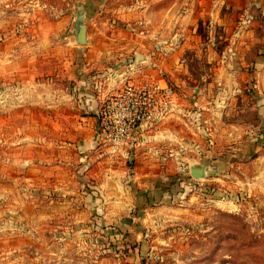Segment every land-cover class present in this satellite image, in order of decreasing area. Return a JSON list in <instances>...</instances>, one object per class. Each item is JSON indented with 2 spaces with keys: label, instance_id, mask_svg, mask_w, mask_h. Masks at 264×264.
Wrapping results in <instances>:
<instances>
[{
  "label": "rangeland",
  "instance_id": "rangeland-1",
  "mask_svg": "<svg viewBox=\"0 0 264 264\" xmlns=\"http://www.w3.org/2000/svg\"><path fill=\"white\" fill-rule=\"evenodd\" d=\"M81 16L86 45L76 38ZM219 64L231 75L213 76ZM80 77L104 79L106 95L130 81H165L178 93L183 117L146 132L163 134L167 145L154 139L145 150L139 137L128 156L99 145L100 163L88 174L89 183L105 179L108 171L100 173V166L128 169L132 152H140L146 162L134 166V175L151 172L153 189L137 197L145 195L148 203L122 214L116 225L84 200L96 197L84 181L75 178L71 196L62 190L52 195V184L47 202L55 213L42 221L37 237L16 243L8 236L17 244L12 248L5 246L4 231L0 264H264V0H0V152L8 159L0 170V222L17 215L13 210L26 211L20 203L34 191L17 184L15 176L23 174L12 162L33 154L27 138L47 128L32 125L30 89L24 102L22 87L68 91ZM212 83L198 124L189 103ZM205 127L214 140L203 138ZM204 165L208 177L195 180L191 166ZM47 206L38 207L40 214Z\"/></svg>",
  "mask_w": 264,
  "mask_h": 264
},
{
  "label": "crops",
  "instance_id": "crops-1",
  "mask_svg": "<svg viewBox=\"0 0 264 264\" xmlns=\"http://www.w3.org/2000/svg\"><path fill=\"white\" fill-rule=\"evenodd\" d=\"M203 3L204 1L201 2V4ZM181 8L182 4L177 10H180ZM224 57L231 58L232 55H226L223 56V58ZM228 75H231V70L220 64L213 74L215 77ZM105 76L107 80L109 75L105 74ZM97 77L94 79L101 78L100 75ZM76 82L77 85H74V88L69 87L68 91L65 90V88L61 90L62 88L60 87L47 85L45 88L46 90L42 92L40 90L38 91L36 89L37 86L31 85V83L30 86H23L21 89V99H23L24 102L26 100L24 98L25 92H28L30 89L31 97H28V100L26 101L28 104L32 105V125L47 126V128L46 130L42 128V130L37 132L33 131L31 136L27 138L29 141L31 140L32 143H27L26 145L34 147L33 150H35V152L33 154L16 155L12 162V164L14 163L16 165L17 172L23 174L21 177L20 174L15 176L17 184H19V180H21L22 182L20 184L24 183L22 185L23 188H28L32 185L34 194L31 200H23L20 203L21 211L22 206H26V211L24 208L23 212L13 210V213L15 212L17 215H8V217L2 219L0 222L2 225L5 224V230H3L0 235H3L2 233L5 231L6 238L4 239L5 246L7 247L9 246L12 248V246H17V244H13L8 236L15 237L17 243L18 238L22 236L28 235L27 237H37L36 234L40 235L41 232L38 228L45 226L46 221L52 217L51 213H55L57 208H55V205H52L53 201L47 202V195L50 191L46 188L50 187L52 184V195H54L55 191L62 190L65 194L71 196L72 193H75L76 187L73 183L75 178L84 181L87 186L94 188V195L96 196L94 200H91L88 197L84 198V200L87 201L91 209L94 208L96 212L102 213L103 219L110 223L115 222L116 225H119L122 222V214L127 215L128 211H132L134 207L144 205L147 202L148 198H145V195L137 197L139 192L146 193L153 189L151 183L153 175L151 172H147L141 177H139V175H134V166L137 168L139 165L146 162L142 159L140 152L137 151L132 152L133 155L129 158V160L131 159L130 162H132V160L135 161L133 164L131 163V167L127 169L126 167L100 166V173L103 172V169H107L108 175L105 176V179H101L100 181L94 180L95 182L91 181L89 183L88 174H93L91 166L94 165V162L100 163V152L98 153L97 149L100 145L98 142L99 124L97 117L101 102L107 93L104 94L107 85L104 82V79L101 81L98 80L94 83V80L91 78L87 80L85 77H80V80H76ZM112 85L113 83L109 84L110 87ZM213 85H215V83L206 85L202 91L197 92L200 97H193V103H189V107H191L190 110H192L191 117L197 120L198 124L202 123L199 107L205 106L201 103V100L206 97V91H211L210 88ZM36 92H38L37 95ZM179 100L180 97L177 93V109L171 111L165 119L155 124L150 129L156 128L160 123L171 122V117L173 116L181 119L184 110L181 109ZM60 110H62V116L56 114V111ZM60 125L63 126L62 131L60 130L62 135L58 134V129L60 128H57V126ZM67 126H72L71 130H69ZM50 127H53L54 129L56 128V136L55 134L50 133ZM44 131H47V133H44ZM146 132L147 130L142 134L140 133L141 135L135 137L137 139L134 142L133 147L140 145V143H138V139L140 138H144L143 144L145 145V150L149 149V143H153V141H155L154 139H158V141L162 143L161 145H167L164 142L167 138L163 134L151 137L149 133L146 134ZM201 135L205 139H208L209 137H212V139L214 138L213 131L210 133V129L206 127L203 129V132H201ZM212 139L211 142H214V139ZM23 146L25 145L23 144ZM19 151L20 150H17L16 153H19ZM22 151L23 150H21V153ZM148 157H151V155ZM7 162V156L1 151V171L6 169ZM10 163L11 160L9 161V164ZM149 164L152 165L151 163ZM149 164L147 166H149ZM24 167L27 168L26 174H24V171H21ZM100 175L95 172L93 177L98 178ZM130 175L131 178H128ZM0 178H2V176H0ZM70 200H72V198ZM43 203L48 204L46 207V214H40V209L38 208L40 205H43ZM70 203L71 201L64 202L63 205L59 207L61 213L69 208ZM166 206V210H169L171 207L169 205ZM18 207L19 206L15 208L18 210ZM83 216H85L84 218L86 219L89 217V215L85 213H83ZM149 219L151 220V218ZM146 221L148 220L146 219ZM82 222L83 220L75 222V225H78L77 228L82 226L80 225Z\"/></svg>",
  "mask_w": 264,
  "mask_h": 264
},
{
  "label": "built area",
  "instance_id": "built-area-1",
  "mask_svg": "<svg viewBox=\"0 0 264 264\" xmlns=\"http://www.w3.org/2000/svg\"><path fill=\"white\" fill-rule=\"evenodd\" d=\"M176 100L177 92L165 81L125 82L120 88L110 90L98 112V142L126 156L136 136L177 109Z\"/></svg>",
  "mask_w": 264,
  "mask_h": 264
},
{
  "label": "water",
  "instance_id": "water-1",
  "mask_svg": "<svg viewBox=\"0 0 264 264\" xmlns=\"http://www.w3.org/2000/svg\"><path fill=\"white\" fill-rule=\"evenodd\" d=\"M76 32H77V42L80 45H86L88 40H87V27L85 26V23L83 21V16L79 17L78 21L76 22ZM202 158V157H201ZM204 159V158H203ZM208 167L207 166H191L190 168V173L192 177L195 180H203L208 177Z\"/></svg>",
  "mask_w": 264,
  "mask_h": 264
}]
</instances>
